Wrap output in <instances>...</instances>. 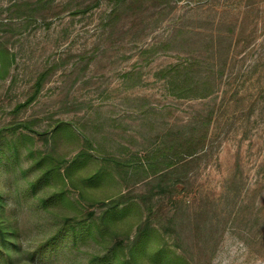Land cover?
Returning <instances> with one entry per match:
<instances>
[{
    "label": "rangeland",
    "instance_id": "obj_1",
    "mask_svg": "<svg viewBox=\"0 0 264 264\" xmlns=\"http://www.w3.org/2000/svg\"><path fill=\"white\" fill-rule=\"evenodd\" d=\"M0 49V129H18L8 135L20 142L6 200L20 229L16 264L103 254L70 236L42 249L60 219L31 194L17 198L37 174L28 148L68 161L89 153L79 185L110 165L85 197L68 185L72 200L99 214L97 199H143L162 245L190 264H264V0H0ZM61 123L76 134L52 138ZM200 140L204 151L187 158ZM176 142L186 162L154 182Z\"/></svg>",
    "mask_w": 264,
    "mask_h": 264
},
{
    "label": "trees",
    "instance_id": "obj_2",
    "mask_svg": "<svg viewBox=\"0 0 264 264\" xmlns=\"http://www.w3.org/2000/svg\"><path fill=\"white\" fill-rule=\"evenodd\" d=\"M8 60L9 54L0 49V72L6 69ZM40 89L41 80L35 86L36 94ZM24 125L20 126L21 129L26 127ZM17 131L18 129L9 126L0 129V264H16L20 251L19 223L13 212H10L6 202L9 190L17 186L16 175L13 176L17 164L14 163V160L17 161L20 155L18 136L10 138L8 134L13 132L14 135H17ZM62 132L70 135L76 134L73 129L61 123L51 132L52 138ZM20 136L24 137V134L20 133ZM204 143L205 140H200L195 146L194 142L187 144L186 147L189 149L186 151L187 158L202 153ZM179 146L178 142L170 146L168 151L170 155H167L163 164L157 161V154L151 157L149 169L154 173L157 172V166L160 164L167 167L166 172L155 174L154 182H163L170 176L169 173L176 166V161L182 158L180 154L171 152ZM7 149L10 156L6 154L5 150ZM27 156L31 160V168L37 174L33 182L27 183L21 189L18 187L15 189L17 198L31 194L41 211L51 212L49 208H56L58 211H53V215L60 219L59 228L52 237L41 244L42 249L55 244L59 237L70 236L74 247L79 241L93 238L102 247L103 254L91 256L90 264H190L182 256L162 245L165 238L151 223L154 218L152 209H148L147 216L143 215L144 210L141 207L143 199H129L128 195H121L103 202L97 199L95 200L96 204L103 205L99 214L91 206L88 208L91 211H88L80 200H72L68 185H71L72 189L77 191L81 197H85V190L99 187L100 179L111 178L110 165L100 169L95 176L79 185L75 183L73 176L92 158L86 151L81 152L70 161L66 160L64 156L57 155L55 149L46 152H33L28 148ZM186 159L181 160L186 162ZM116 166L123 170L129 167L119 164V162H116ZM25 173L23 170L21 171L22 176ZM97 179L98 182H96ZM41 189L42 195L38 196ZM139 215L142 217L133 231L132 218H138ZM121 235L128 236L122 238ZM157 243L159 245L154 248Z\"/></svg>",
    "mask_w": 264,
    "mask_h": 264
}]
</instances>
